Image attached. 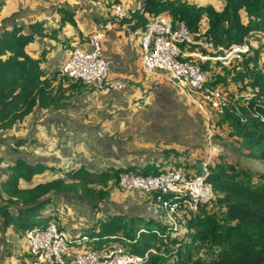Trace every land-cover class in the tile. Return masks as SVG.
I'll use <instances>...</instances> for the list:
<instances>
[{"label":"trees","instance_id":"16d2710c","mask_svg":"<svg viewBox=\"0 0 264 264\" xmlns=\"http://www.w3.org/2000/svg\"><path fill=\"white\" fill-rule=\"evenodd\" d=\"M104 1L108 6L121 4V0ZM140 3L135 15L121 24L134 25L132 30H145L153 18L166 13L173 20L185 22L197 39L217 47L231 48L242 44L246 37L251 38L255 46L241 61L230 67H210L206 63L203 68L211 71L208 85L221 87L229 103L223 113L214 117L213 129L224 131L237 152H247L249 158L264 161V36L250 37L254 31L264 32V0H226L221 11L210 4L184 0ZM58 12L63 27H77L75 13L65 8ZM29 30L27 34L17 26L0 34V131L12 130L36 109H64L72 96L93 89L64 74L68 87L57 89V78L48 77L41 67L44 58H32L27 47L37 39L56 38L59 32L49 33L42 22L32 23ZM214 137L222 141L223 135H213V140ZM22 142L25 141L18 144ZM206 152L204 143L198 166L182 162L187 153L170 151L166 153L170 162L165 159L155 163L154 169L140 172L157 175L170 168L199 174ZM209 168L207 180L213 185L215 198L189 221L188 235L174 236L169 226L154 218L110 215L97 219L85 230L83 235L90 240L78 249L102 251L120 247L129 254L149 253L145 264H264V176L256 180L238 163H228L226 157L215 158ZM46 169L57 170L46 163L30 165L19 160L6 179L0 175V234L2 229L12 227L24 239L29 230L45 229L52 222L59 224L58 217L45 213L52 202V192L101 203L116 187L120 189L118 177L122 172L137 170L116 168L92 173L81 166L62 172L63 177L24 187L23 182L32 183ZM99 208L98 204L95 209Z\"/></svg>","mask_w":264,"mask_h":264},{"label":"crops","instance_id":"0c3cea01","mask_svg":"<svg viewBox=\"0 0 264 264\" xmlns=\"http://www.w3.org/2000/svg\"><path fill=\"white\" fill-rule=\"evenodd\" d=\"M184 1L204 5L203 0ZM217 1L221 8H215L223 10L226 0ZM121 4L131 9L141 6L140 0H121ZM108 5L104 0H0V34L17 26L29 34L34 22L44 23L49 33L59 32L56 38L37 39L27 47L32 58H44L41 67L48 77L57 78V89L68 87L62 67L71 50L77 46L89 49L88 38L102 29L107 31L103 56L111 74L123 83L119 90H85L67 100L64 109H36L12 130H1L2 179L19 160L30 165L42 162L57 169L45 170L55 173V178L44 172L30 184L23 182L24 187H29L63 177L65 169L85 166L92 173L116 168L150 170L155 163L171 161L167 152L190 153L191 158L203 152L204 116L178 96L170 83L143 73L142 51L131 29L134 25L114 20V5ZM61 8L75 13L76 28L62 26L58 12ZM20 140L25 142L18 144ZM67 195L71 198L52 192V202L45 213L58 217L59 225L72 239L83 236L97 219L106 216H155L151 197L138 191L116 187L101 203ZM98 204L100 208L95 209ZM23 242L12 227L2 229L0 264H31Z\"/></svg>","mask_w":264,"mask_h":264},{"label":"built area","instance_id":"2783aa9c","mask_svg":"<svg viewBox=\"0 0 264 264\" xmlns=\"http://www.w3.org/2000/svg\"><path fill=\"white\" fill-rule=\"evenodd\" d=\"M136 10L115 4L112 16L116 21L130 20ZM254 35L264 36V32L254 31L250 37ZM106 37L107 31L102 29L88 38L89 49L74 47L62 73L97 91L119 90L123 83L111 74L103 56ZM133 38L138 40L142 51L143 73L170 83L178 96L204 116L207 152L199 174L170 168L157 175H143L140 170L127 171L119 175L118 184L124 191H138L150 196L155 207L161 209L153 218L169 226L174 236L188 235L189 221L203 205L211 204L215 198L213 185L207 180L211 173L209 167L215 160L212 122L229 105L221 87L208 85L211 71L205 70L203 65L230 67L241 61L255 44L246 37L240 45L217 47L210 41L197 39L185 22L173 20L166 13L153 18L145 30H134ZM24 239L31 264H145L149 259V253L144 256L129 254L120 247L102 251L79 250L78 247L90 237L83 235L72 239L55 222L45 229L27 231ZM150 252L156 253L155 250Z\"/></svg>","mask_w":264,"mask_h":264},{"label":"rangeland","instance_id":"374dc122","mask_svg":"<svg viewBox=\"0 0 264 264\" xmlns=\"http://www.w3.org/2000/svg\"><path fill=\"white\" fill-rule=\"evenodd\" d=\"M203 4L205 5H209L210 3H208V0H203L202 1ZM198 4V3H197ZM201 5V4H199ZM218 9L221 8L220 3L217 0H213L212 3L210 4ZM224 131L221 130H216L213 129L212 131V135H223V137H221L222 141L219 140L218 137H214L213 140V148L215 151V158L218 157V160L221 157H226L228 163H234V164H239L240 169L248 172L251 174V176H253L256 180L259 179V177L264 176V161H259V160H255L252 158H249L247 156V152H237L232 144L231 139L227 138L226 134H223ZM198 156H194V157H189L190 153L187 154L186 158L187 161H190L193 164H197L198 166L201 164L198 161V158H201V152L199 154H197ZM73 170V169H71ZM70 169H65L63 172H67V171H71ZM45 173H49L48 171H46ZM51 178H55L56 174L55 173H49ZM59 178V177H56ZM120 190H122L120 188ZM160 207L156 206L155 207V215H158V212L160 211ZM25 241V239H24ZM25 242H23L24 245ZM25 247L27 249V246L25 244ZM28 251V250H27Z\"/></svg>","mask_w":264,"mask_h":264},{"label":"water","instance_id":"95a60500","mask_svg":"<svg viewBox=\"0 0 264 264\" xmlns=\"http://www.w3.org/2000/svg\"><path fill=\"white\" fill-rule=\"evenodd\" d=\"M66 196H68L69 198H71V196H70V195L64 194V197H66Z\"/></svg>","mask_w":264,"mask_h":264}]
</instances>
